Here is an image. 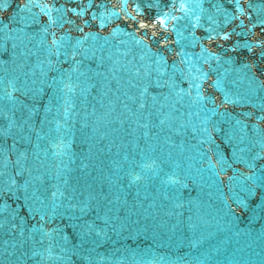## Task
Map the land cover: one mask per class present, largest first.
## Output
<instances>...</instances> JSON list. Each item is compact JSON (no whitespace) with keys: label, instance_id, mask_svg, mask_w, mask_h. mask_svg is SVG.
<instances>
[{"label":"water","instance_id":"1","mask_svg":"<svg viewBox=\"0 0 264 264\" xmlns=\"http://www.w3.org/2000/svg\"><path fill=\"white\" fill-rule=\"evenodd\" d=\"M0 264H264V0H0Z\"/></svg>","mask_w":264,"mask_h":264}]
</instances>
